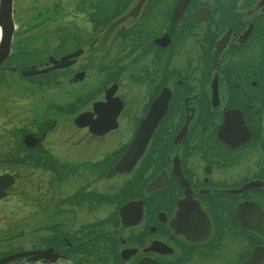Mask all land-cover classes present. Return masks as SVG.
Here are the masks:
<instances>
[{"label": "flooded vegetation", "instance_id": "1", "mask_svg": "<svg viewBox=\"0 0 264 264\" xmlns=\"http://www.w3.org/2000/svg\"><path fill=\"white\" fill-rule=\"evenodd\" d=\"M177 1L145 0L137 16L115 28L101 45L98 35L110 16L124 13L135 0H73L66 5L53 0L44 3L45 8L41 1L38 32L13 37L0 78L5 71L19 72L39 87L53 81L67 91L65 86L82 90L76 96L82 101L80 110L72 108V101L59 107L67 113L93 111L94 101L104 98L98 96L104 88H95L94 72L109 66L122 102L117 127L95 135L89 126L74 123L75 134L83 133L75 143L83 146L77 150L82 154L91 152L85 144L98 148L116 133L123 136V154L162 91L168 103L144 153L113 183L102 180V170L94 173L99 166L93 158L64 160L41 145L55 120L42 124L39 137L45 136L34 149L46 161L41 164V198L49 192L48 198H126L121 203L141 198V217L125 225L109 211L111 228L94 232L93 221L78 223L73 212H60L54 227L44 224L45 231L55 235L54 243L45 246L39 227L28 233L23 228L2 232L0 241L22 239L25 246L20 250L52 247L61 254L52 262L20 257L6 264H191L206 251L214 259L228 257V264H237L252 247L264 245L263 235L244 225L245 219L260 216L264 226V0H187L176 16ZM54 4L58 11L69 12L64 20L76 26L74 31L55 18ZM78 48L82 51L70 66L50 68V56L59 58ZM30 65L46 71L23 76L22 69ZM110 114L105 110L106 118ZM153 177H158L157 185L147 191ZM68 179L74 189L63 196L58 184ZM100 181L102 189H97ZM182 212L195 216L192 225L200 232L209 225L207 235L195 237L189 220L180 221ZM63 216L70 222L65 224ZM101 236L104 239L95 244ZM263 262L264 255L258 264Z\"/></svg>", "mask_w": 264, "mask_h": 264}, {"label": "rangeland", "instance_id": "2", "mask_svg": "<svg viewBox=\"0 0 264 264\" xmlns=\"http://www.w3.org/2000/svg\"><path fill=\"white\" fill-rule=\"evenodd\" d=\"M41 1L43 3V8H45L46 6H44V3H49L53 0L13 1V12L16 11L14 21L16 22L18 32L21 30V34H27V31L29 32L31 30L27 18H31L36 14L37 10H41ZM57 1L61 2V0ZM72 1L73 0H62L61 5H66L70 2L72 4ZM60 12L64 14L67 10L62 9ZM75 14L78 15L77 13ZM62 19V25H64V28L73 31L76 29L75 25L64 20L67 19V17H62ZM33 29L37 31L38 27L36 26ZM93 29L96 31L95 24ZM17 31L16 36L17 34L19 35ZM117 42L118 38H116L115 41L112 39V44H109L116 47ZM34 45H37V43H34ZM19 58L22 59L21 57ZM21 78L19 72H6L3 77L0 78V129H3L1 124L4 126L6 122H8L9 124L13 123L15 126L25 125L29 127L31 131L37 132L41 129L40 127L42 124L48 126L52 120H55V125L48 131L47 135L41 142L44 147L50 149L53 153H56L64 160H66V158L70 159L79 157L97 159L104 154L110 153V147H113L121 141L123 136L116 133L115 137L111 136L108 138L105 144L103 141L99 142L98 148L92 147L93 145L85 144L86 147H91V152L88 154L87 152L82 154L77 151H82L83 146L80 144L75 145L77 139L76 136L79 135L78 138L81 140V138H83V133L80 131L77 135L75 134L76 130L72 124V118L74 117L75 112L80 110V106L82 105V101L78 100L76 96L78 95L79 97V92L83 91L66 86L69 89V91H67L63 86L55 85L53 81L48 85L39 87L38 85L30 84L28 81ZM71 101L75 105L72 107L76 110L75 112L67 113L66 109H59V107H62V105ZM43 113L45 114V120H42ZM105 151L107 152L104 153ZM111 157L113 158L114 155ZM10 168V171L14 173L16 179L15 183L9 187L8 195L0 200V237L5 236L1 235L2 232H12L21 228L30 232L31 229L39 227L41 228V241L43 242V244L41 242V246H45V244L50 243V240L54 238L55 235L49 231H45L44 224L47 225L48 229L52 226L54 227L58 216H62L57 213L59 210L58 208L68 210L72 204H69V202H63L60 206L56 201L67 200V198H48L50 192L47 194L46 198H41V190H43V186L41 185L42 170L34 164L33 160L27 161L16 168ZM68 180L67 182L63 181L58 184L59 187L64 190L61 193L63 196L72 193V190L74 189L72 186L74 183L70 179ZM102 180L104 181L105 178H102ZM115 180L116 179L112 177L107 179V182L113 183ZM103 181H100V184L98 183L97 189H102L101 183H103ZM107 205V202L105 203L102 201L101 205L94 209L90 206L87 208L85 203H82L81 205L76 204L75 207H73V216L76 215L78 223L85 222L86 220L89 222H100L101 220H105L103 217L111 207ZM38 213L41 214V216L37 215ZM86 213L89 214L86 215ZM67 220H69L68 217L65 218L63 216L62 221H65V224ZM111 226L112 225L110 224H106L103 228L110 229ZM16 238H4L2 241H9L0 242V257L17 252L21 247L25 246L22 239ZM26 246L29 247L30 244H27ZM240 253L241 252L239 251V254ZM228 262V257H226L224 261L214 259L209 256V251H206L198 261L191 264H228ZM262 264H264V262Z\"/></svg>", "mask_w": 264, "mask_h": 264}, {"label": "water", "instance_id": "3", "mask_svg": "<svg viewBox=\"0 0 264 264\" xmlns=\"http://www.w3.org/2000/svg\"><path fill=\"white\" fill-rule=\"evenodd\" d=\"M12 2L13 0H0V63L5 59V57L9 53L12 34L14 31V23L12 20ZM143 2L144 0H138L136 4L127 13L116 18L113 22H111L105 33L108 34L117 24L124 21V19L128 18L131 15L137 14L140 5ZM186 2L187 0L178 1L174 9V13L176 14V16L183 9ZM78 53L79 52H75L70 55H75V54L77 55ZM70 55L62 56L60 59H54L53 57H50L51 61L54 62L53 67L68 66L72 62V60L71 61L67 60ZM38 71L40 70H37L32 66L30 70H24L23 74L36 73ZM115 89H116V85H112V87L106 90L105 99L115 101L114 102L115 109L107 118L105 114H98V112H101V106L103 107L102 104L104 103V101H96L93 103V107H94V111L97 110V116L94 119H88L93 113L82 112L75 117L76 122L79 120V122H77L78 125L80 126L88 125L90 131L97 135H102L107 131L115 128L117 126L116 116L121 107V101L119 98L117 97L110 98L115 92ZM167 102H168V95L165 94L164 96L160 95L151 103L146 116L142 119L141 125L139 126L133 139L128 144L125 152L115 163H113L108 168L106 174L107 177H111L117 174L118 175L126 174L133 168L137 159L143 153L147 141L149 140L155 126L157 125L159 119L163 115L167 106ZM24 143L28 146H34L38 143V138L34 137L31 134H27L24 137ZM157 178L158 177L153 178L147 183L145 187L147 191H150L152 188H154L157 185L155 182ZM13 182H14V178L11 174L9 173L0 174V198L7 194L5 190ZM143 203L144 201L142 199H132L122 204L118 209V213L120 215L121 221L125 225L135 224L141 217ZM183 203L184 200L180 201L179 203L180 207H182ZM179 216L181 218L180 221L182 220L186 221V219L189 220L188 224L191 227V231L194 232L195 237H201L202 234L207 235L209 225L205 227L204 231L200 232L196 228L197 225L194 227L192 225L193 219L195 217L194 215L193 216L186 215L182 212V214ZM259 218L260 216L254 219L253 221H249L248 219L243 218L245 219L244 225L247 228L256 231L258 234L263 235L262 237L264 242V226L261 225V220H259ZM263 253H264V246L257 245L252 249L250 256L238 264H257L258 260L262 257ZM20 256H28L27 259L29 260L45 259L50 262L56 260L60 255L54 252L52 248L32 250L27 252L14 253L1 257L0 264H4L7 261ZM138 264H150V263L143 262Z\"/></svg>", "mask_w": 264, "mask_h": 264}, {"label": "trees", "instance_id": "4", "mask_svg": "<svg viewBox=\"0 0 264 264\" xmlns=\"http://www.w3.org/2000/svg\"><path fill=\"white\" fill-rule=\"evenodd\" d=\"M27 131L25 127H12V130H6L5 132L0 134V162L6 163V165L14 164L15 162H20L16 164H23L27 161H35V164L41 165V162L46 163L45 160H42L41 157L45 156L41 153H36L34 150H30V148L25 147L21 142V135ZM13 149H22V151H14ZM24 153L21 155V153ZM15 156H19L15 158ZM29 159V160H27ZM118 199V201H117ZM121 198H88V201L92 204L93 208L101 205L103 202H115L117 203L121 201ZM116 203V204H117ZM115 211V209H114ZM113 212V211H112ZM115 212H113L114 214ZM112 219L107 215V220ZM106 220V221H107ZM105 220H101L100 222H93V230L94 232L99 228V226H103ZM100 237L97 238L96 243H98Z\"/></svg>", "mask_w": 264, "mask_h": 264}]
</instances>
